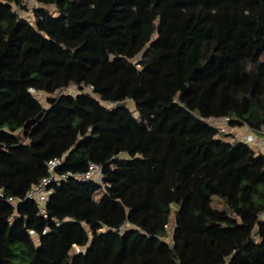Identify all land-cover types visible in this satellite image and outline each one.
<instances>
[{
    "label": "trees",
    "instance_id": "trees-1",
    "mask_svg": "<svg viewBox=\"0 0 264 264\" xmlns=\"http://www.w3.org/2000/svg\"><path fill=\"white\" fill-rule=\"evenodd\" d=\"M34 1L0 0V264H264V152L212 121L264 130V0Z\"/></svg>",
    "mask_w": 264,
    "mask_h": 264
},
{
    "label": "built area",
    "instance_id": "built-area-1",
    "mask_svg": "<svg viewBox=\"0 0 264 264\" xmlns=\"http://www.w3.org/2000/svg\"><path fill=\"white\" fill-rule=\"evenodd\" d=\"M88 90L91 91L92 87H87L86 91ZM220 119L227 120L228 122L227 118H220ZM220 119H217V120H220ZM259 136H260V132H254L251 130L250 133L246 134L243 139L247 142H251L255 144L259 141ZM61 160H62L61 158H55V159L50 160L49 170L52 172L51 176L46 177L40 183L35 184L28 192V196L37 200L43 209L52 192V190L48 187L50 182L54 179L60 180L61 178L66 176V174L63 176H57L54 173V168L61 162ZM102 176H103L102 166L96 162H92L90 164L89 170L84 174V179H92V178L101 179ZM0 195H2V191H0ZM8 200L13 204L17 203V199L14 197H9Z\"/></svg>",
    "mask_w": 264,
    "mask_h": 264
},
{
    "label": "rangeland",
    "instance_id": "rangeland-1",
    "mask_svg": "<svg viewBox=\"0 0 264 264\" xmlns=\"http://www.w3.org/2000/svg\"><path fill=\"white\" fill-rule=\"evenodd\" d=\"M28 1V4L30 5V6H34V5H36V2L34 1V0H27ZM22 12V11H21ZM22 14L23 15H27V16H29L30 15V13H29V11H23L22 12ZM71 90H77V88L75 87V86H73L72 88H71ZM36 94H37V96L42 100V102L43 103H45L46 105H47V102H48V95L46 94V93H44V92H40V93H37L36 92ZM129 105H131V106H133L134 107V104L132 103V101H130L129 103H128ZM212 121L215 123V124H217V125H219L220 127H222L223 129H226V130H228V131H231V132H233V131H235L236 133H238V134H240L242 137H244V134L246 133L245 131V128H237V127H230L229 126V124H228V122H227V120H224V119H220V120H217V119H212ZM234 133V132H233ZM214 204L216 205V206H218V207H220L221 205H222V203H221V201L219 200V199H215V201H214ZM169 228L171 229L172 228V224L169 226Z\"/></svg>",
    "mask_w": 264,
    "mask_h": 264
},
{
    "label": "crops",
    "instance_id": "crops-1",
    "mask_svg": "<svg viewBox=\"0 0 264 264\" xmlns=\"http://www.w3.org/2000/svg\"><path fill=\"white\" fill-rule=\"evenodd\" d=\"M237 128H245V134H244V137H245V135L246 134H248V133H250V128L249 127H247V126H243V127H237ZM236 131V130H235ZM235 131H233L234 132V134H236L239 138H241V139H243L244 137H242L240 134H238V133H236ZM256 145H257V147L261 150V151H263L264 150V130L260 133V136H259V141L257 142V143H255Z\"/></svg>",
    "mask_w": 264,
    "mask_h": 264
}]
</instances>
